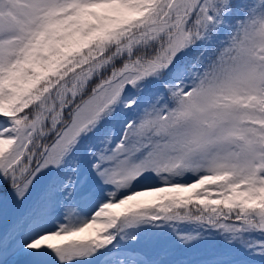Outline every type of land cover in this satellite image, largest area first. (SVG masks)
<instances>
[{
  "label": "snow or ice",
  "instance_id": "snow-or-ice-1",
  "mask_svg": "<svg viewBox=\"0 0 264 264\" xmlns=\"http://www.w3.org/2000/svg\"><path fill=\"white\" fill-rule=\"evenodd\" d=\"M0 264H264V0H0Z\"/></svg>",
  "mask_w": 264,
  "mask_h": 264
}]
</instances>
